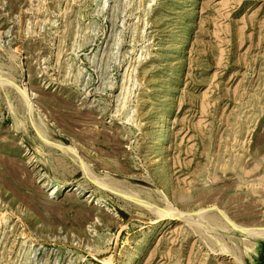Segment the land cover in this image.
Returning <instances> with one entry per match:
<instances>
[{
  "label": "rangeland",
  "instance_id": "rangeland-1",
  "mask_svg": "<svg viewBox=\"0 0 264 264\" xmlns=\"http://www.w3.org/2000/svg\"><path fill=\"white\" fill-rule=\"evenodd\" d=\"M263 230L264 0H0V264H264Z\"/></svg>",
  "mask_w": 264,
  "mask_h": 264
},
{
  "label": "water",
  "instance_id": "water-1",
  "mask_svg": "<svg viewBox=\"0 0 264 264\" xmlns=\"http://www.w3.org/2000/svg\"><path fill=\"white\" fill-rule=\"evenodd\" d=\"M65 148L69 149V146H65ZM122 196H125V195L122 194ZM126 197H127V196H126ZM224 219L226 220V222H227L231 227L234 228L233 223H232L227 217H224ZM235 229H237L238 231H240V232H242V233H247V230H246V229H242V228H240V229L235 228Z\"/></svg>",
  "mask_w": 264,
  "mask_h": 264
},
{
  "label": "bare ground",
  "instance_id": "bare-ground-1",
  "mask_svg": "<svg viewBox=\"0 0 264 264\" xmlns=\"http://www.w3.org/2000/svg\"><path fill=\"white\" fill-rule=\"evenodd\" d=\"M23 92V91H22ZM55 192V190H53V191H51L50 193L52 194V193H54ZM161 212V211H160ZM161 214V213H160ZM165 216V215H164ZM233 226H235V224H233ZM237 227H239V226H236V228ZM238 229H240V228H238ZM255 229H257V228H255ZM255 229H253V230H255ZM247 230V229H246ZM253 230H251V231H253ZM248 232H251V231H249V230H247ZM255 232H256V230H255ZM251 233H254V232H251ZM263 233H264V230H263ZM258 234V233H257ZM250 235V234H249ZM260 235V234H259ZM262 235V234H261Z\"/></svg>",
  "mask_w": 264,
  "mask_h": 264
}]
</instances>
